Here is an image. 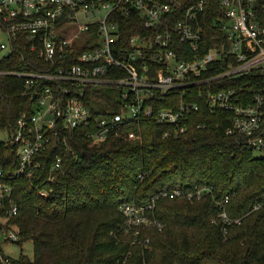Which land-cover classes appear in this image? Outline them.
Masks as SVG:
<instances>
[{
	"label": "trees",
	"instance_id": "1",
	"mask_svg": "<svg viewBox=\"0 0 264 264\" xmlns=\"http://www.w3.org/2000/svg\"><path fill=\"white\" fill-rule=\"evenodd\" d=\"M217 15L219 7L211 0L202 16V52L215 45L212 38L224 36ZM122 20L124 38L142 31L140 20L137 26ZM13 67L0 60V68ZM219 81L217 89L234 88L252 102L264 86V73L254 70ZM93 93L86 104L91 101L94 114L119 112L115 89ZM103 95L106 99L101 100ZM197 102L198 110L181 122L184 132L175 133L173 126L154 117L128 121L119 134L96 143L86 127L61 129L37 156L40 167L31 176L10 178V199L18 210L7 223L16 230L17 244L30 242L33 248L32 256H11L14 264H264V156L246 146L244 136L226 133L233 119L230 111ZM171 104L164 101L159 107ZM31 108L21 80L0 76V131L11 135L19 115ZM57 157L61 161L55 168ZM17 165L15 146L0 141V169L9 175ZM177 186L211 190L192 201L159 197L149 214L159 225L139 228L137 234L124 224L121 202L147 201ZM227 193V215L238 222L224 235L213 220L218 213L215 200ZM8 207L6 199L0 215Z\"/></svg>",
	"mask_w": 264,
	"mask_h": 264
},
{
	"label": "built area",
	"instance_id": "2",
	"mask_svg": "<svg viewBox=\"0 0 264 264\" xmlns=\"http://www.w3.org/2000/svg\"><path fill=\"white\" fill-rule=\"evenodd\" d=\"M210 1L0 0V60L16 66L0 68V76L19 78L22 93L32 101L30 112L19 115L9 135L18 165L9 175L0 169V204L9 200L0 215L1 264H14L2 244L18 243L14 226L7 223L18 210L10 199V178L31 176L40 167L37 156L61 129L86 127L91 143H96L119 134L128 121L154 117L161 125L173 126L175 133L184 132L183 118L198 110L197 101L205 100L210 109L233 114L227 134L244 136L245 145L264 156V86L252 102L234 88L217 89L221 79L254 70L264 73V4L214 0L220 10L216 25L224 36L212 38L215 45L202 52V16ZM123 18L132 26L140 20L142 31L124 38ZM105 87L116 90L113 100L119 112L94 114L87 97L92 100L93 91ZM164 101L175 107H159ZM60 161L57 157L55 168ZM210 190L177 186L147 201H123L118 209L124 224L137 234L139 228L159 225L149 215L159 197L192 201ZM230 198L227 193L215 200L213 222L224 235L238 222L227 215Z\"/></svg>",
	"mask_w": 264,
	"mask_h": 264
},
{
	"label": "rangeland",
	"instance_id": "3",
	"mask_svg": "<svg viewBox=\"0 0 264 264\" xmlns=\"http://www.w3.org/2000/svg\"><path fill=\"white\" fill-rule=\"evenodd\" d=\"M108 89H109L108 87H105L104 91L107 92ZM104 99L106 98L103 95L101 97V100H104ZM0 141H3V142L9 141V133L6 130L0 131ZM255 154L259 155L258 152H255ZM2 248L4 250V253L10 254L13 258H18L20 254H25L28 256H32L33 254L32 244L30 242H24L22 244H17V243L2 244Z\"/></svg>",
	"mask_w": 264,
	"mask_h": 264
},
{
	"label": "water",
	"instance_id": "4",
	"mask_svg": "<svg viewBox=\"0 0 264 264\" xmlns=\"http://www.w3.org/2000/svg\"><path fill=\"white\" fill-rule=\"evenodd\" d=\"M34 97H32V99H33Z\"/></svg>",
	"mask_w": 264,
	"mask_h": 264
}]
</instances>
